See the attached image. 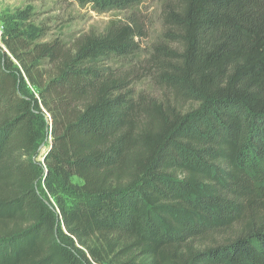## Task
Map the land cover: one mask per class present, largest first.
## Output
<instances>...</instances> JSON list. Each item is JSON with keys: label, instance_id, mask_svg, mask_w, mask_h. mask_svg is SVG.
Wrapping results in <instances>:
<instances>
[{"label": "trees", "instance_id": "trees-1", "mask_svg": "<svg viewBox=\"0 0 264 264\" xmlns=\"http://www.w3.org/2000/svg\"><path fill=\"white\" fill-rule=\"evenodd\" d=\"M75 1L105 14L143 0ZM28 15L0 45V264H264V0L168 11L181 52L160 80L186 112L107 66L137 56L135 24L65 50L35 44Z\"/></svg>", "mask_w": 264, "mask_h": 264}, {"label": "rangeland", "instance_id": "rangeland-1", "mask_svg": "<svg viewBox=\"0 0 264 264\" xmlns=\"http://www.w3.org/2000/svg\"><path fill=\"white\" fill-rule=\"evenodd\" d=\"M177 7L178 0H143L127 11L99 14L92 6L82 7L75 0H0V45L3 31L12 25L13 17L23 12L29 14L24 26L29 29L35 44L60 40L65 50H72L74 44L85 36L102 34L112 21L133 23L141 34L136 39L140 48L137 56L112 59L106 62L107 66L116 70L117 76L127 80L136 96L186 112L193 107L192 104L166 88L160 80L161 72L169 64H174L171 54L181 52L180 44L174 40L177 31L165 20L168 11L177 10ZM3 11H8L6 18ZM143 120L141 117L139 124ZM51 143L50 136L41 142L39 149H43L39 162L49 152ZM73 183L81 184V181L74 178ZM67 203L69 205L71 200ZM61 230L64 232L63 226ZM238 230L239 227H235L229 233L217 236L212 243H223L234 237Z\"/></svg>", "mask_w": 264, "mask_h": 264}, {"label": "water", "instance_id": "water-1", "mask_svg": "<svg viewBox=\"0 0 264 264\" xmlns=\"http://www.w3.org/2000/svg\"><path fill=\"white\" fill-rule=\"evenodd\" d=\"M51 147H52V143H51ZM51 147H50V148H51ZM42 149H43V147L39 149V153H38V155H37V157H36L37 162H39L38 160H39L40 153H41ZM47 154H48V152H46V153L44 154V156L42 157V165L45 164V159H46Z\"/></svg>", "mask_w": 264, "mask_h": 264}, {"label": "bare ground", "instance_id": "bare-ground-1", "mask_svg": "<svg viewBox=\"0 0 264 264\" xmlns=\"http://www.w3.org/2000/svg\"><path fill=\"white\" fill-rule=\"evenodd\" d=\"M40 162H42V157L40 158Z\"/></svg>", "mask_w": 264, "mask_h": 264}]
</instances>
